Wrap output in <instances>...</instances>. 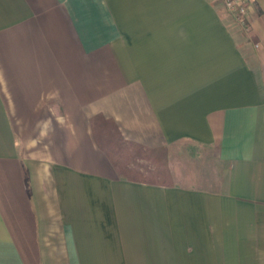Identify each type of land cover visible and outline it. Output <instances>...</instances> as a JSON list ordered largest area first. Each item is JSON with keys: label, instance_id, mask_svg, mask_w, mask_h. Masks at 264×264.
I'll return each instance as SVG.
<instances>
[{"label": "crops", "instance_id": "0c3cea01", "mask_svg": "<svg viewBox=\"0 0 264 264\" xmlns=\"http://www.w3.org/2000/svg\"><path fill=\"white\" fill-rule=\"evenodd\" d=\"M248 3L0 0V264H264ZM180 145L216 178L169 174Z\"/></svg>", "mask_w": 264, "mask_h": 264}, {"label": "rangeland", "instance_id": "374dc122", "mask_svg": "<svg viewBox=\"0 0 264 264\" xmlns=\"http://www.w3.org/2000/svg\"><path fill=\"white\" fill-rule=\"evenodd\" d=\"M2 20L0 18V25ZM194 149L192 147H188L187 145H180L177 148L170 149L169 156L161 157L164 160L170 161V171L169 174L174 176H180V174L188 173L194 174L195 172L198 173L201 177L204 178H213L216 176V166L209 159V155L204 156L202 159L194 157L193 155ZM166 161V162H169ZM132 174V173H131ZM170 175V178H171ZM152 179H157L156 174L148 177ZM168 177V179H170ZM216 178V177H215Z\"/></svg>", "mask_w": 264, "mask_h": 264}, {"label": "built area", "instance_id": "2783aa9c", "mask_svg": "<svg viewBox=\"0 0 264 264\" xmlns=\"http://www.w3.org/2000/svg\"><path fill=\"white\" fill-rule=\"evenodd\" d=\"M225 8L234 16L243 30L248 31L246 13L248 0H223Z\"/></svg>", "mask_w": 264, "mask_h": 264}]
</instances>
